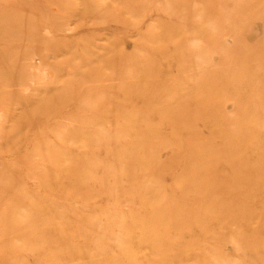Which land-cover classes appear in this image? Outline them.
<instances>
[{
  "label": "rangeland",
  "instance_id": "obj_1",
  "mask_svg": "<svg viewBox=\"0 0 264 264\" xmlns=\"http://www.w3.org/2000/svg\"><path fill=\"white\" fill-rule=\"evenodd\" d=\"M0 264H264V0H0Z\"/></svg>",
  "mask_w": 264,
  "mask_h": 264
},
{
  "label": "bare ground",
  "instance_id": "obj_2",
  "mask_svg": "<svg viewBox=\"0 0 264 264\" xmlns=\"http://www.w3.org/2000/svg\"><path fill=\"white\" fill-rule=\"evenodd\" d=\"M202 79H203V78H202ZM214 80H215V79H214ZM203 81H204V80H203ZM205 81H206V80H205ZM204 83H205V82H204ZM208 83H209V82H208ZM200 84H201V83H200ZM206 84H207V83H206ZM204 85H205V84H204ZM204 85H203V89L206 90L207 88H205ZM205 92H206V91H205Z\"/></svg>",
  "mask_w": 264,
  "mask_h": 264
}]
</instances>
